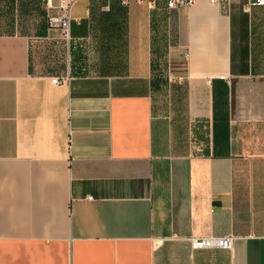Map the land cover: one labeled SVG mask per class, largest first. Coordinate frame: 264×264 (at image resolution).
Returning <instances> with one entry per match:
<instances>
[{
    "label": "crops",
    "instance_id": "1",
    "mask_svg": "<svg viewBox=\"0 0 264 264\" xmlns=\"http://www.w3.org/2000/svg\"><path fill=\"white\" fill-rule=\"evenodd\" d=\"M245 2L76 0L67 38L48 0H0V264H264Z\"/></svg>",
    "mask_w": 264,
    "mask_h": 264
},
{
    "label": "built area",
    "instance_id": "2",
    "mask_svg": "<svg viewBox=\"0 0 264 264\" xmlns=\"http://www.w3.org/2000/svg\"><path fill=\"white\" fill-rule=\"evenodd\" d=\"M76 0H57V5L54 6L53 0H48L51 8L57 7L59 13L49 18V24L52 27L61 28L65 37H70L71 27V9ZM130 0H121L122 3L127 4ZM142 1V0H137ZM154 1V0H149ZM197 0H167L169 8H178L182 6H191ZM214 5L230 4L232 0H209ZM264 6V0H246L243 11L249 13L253 7ZM67 79V78H66ZM61 80L54 79V83H59ZM232 244L231 238H201L193 241L195 248H230Z\"/></svg>",
    "mask_w": 264,
    "mask_h": 264
}]
</instances>
